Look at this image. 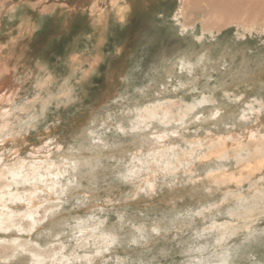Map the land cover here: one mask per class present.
<instances>
[{
	"label": "rangeland",
	"instance_id": "374dc122",
	"mask_svg": "<svg viewBox=\"0 0 264 264\" xmlns=\"http://www.w3.org/2000/svg\"><path fill=\"white\" fill-rule=\"evenodd\" d=\"M3 66L14 74L5 88H12L13 98L0 106V114L11 108V116L0 115L11 127L0 131V170L39 164L42 180L65 173L68 178L72 164L57 156L91 143L90 137L110 146L96 148L97 189L86 188L90 176H77L81 185L68 198L48 187L36 190L31 209L39 224L17 219L26 223L24 231L29 225L20 242L22 259L56 254L61 240L41 245L28 239L31 230L43 234L56 218L70 221L66 258L76 264H187L180 252L187 240L201 250L189 264H264V165H242L239 184L240 168L233 162L226 176L217 171L212 178L206 172L217 166L213 151L187 145L208 131L216 140L227 135L229 144L245 143L254 129L264 131V0H0ZM146 106L157 111L156 122L140 118ZM125 110L130 117L117 122ZM186 115L195 119L187 123ZM155 128L165 138L142 146L143 133L150 137ZM87 151L81 156L95 162V151ZM154 151L166 155L167 163ZM15 183L11 189H21ZM256 193L263 195L260 201H253ZM224 222L230 228L221 237ZM107 228L121 235L110 248L98 233ZM145 233L156 240L147 247L138 242ZM90 245L96 252L86 255ZM8 250L0 264H16L19 250ZM223 251L228 260L221 263Z\"/></svg>",
	"mask_w": 264,
	"mask_h": 264
},
{
	"label": "bare ground",
	"instance_id": "6f19581e",
	"mask_svg": "<svg viewBox=\"0 0 264 264\" xmlns=\"http://www.w3.org/2000/svg\"><path fill=\"white\" fill-rule=\"evenodd\" d=\"M13 6V5H12ZM9 8V7H8ZM14 8V7H13ZM13 10V9H12ZM13 11H11L12 13ZM25 15V14H24ZM7 67V66H6ZM6 67H2L0 68V106H2L3 103H5L4 101H6V99L9 97H11V87L8 88L6 91L5 88H7V83L8 81L11 79V77H13L12 75L14 74L10 67L9 69H7ZM170 72V71H169ZM13 73V74H12ZM169 74V73H168ZM190 78V77H189ZM45 80V79H44ZM12 86V85H11ZM13 97H11L12 99ZM10 100V99H9ZM37 101V100H36ZM8 104V103H7ZM5 105V104H4ZM13 105V104H12ZM9 106V105H8ZM11 107V106H9ZM15 107V106H14ZM14 107H12L14 109ZM1 108V107H0ZM218 109H221L219 107H217ZM11 109V108H10ZM10 109H5L4 108V113L5 114H9L10 113ZM190 109V108H189ZM201 109V108H200ZM145 111H142V113L140 114V118L142 119L143 118V121H154L156 122L158 119L157 117V111L153 108L150 109V107L148 108L147 106L145 107V109H143ZM216 110V109H215ZM1 112H2V109H1ZM13 112V111H12ZM208 112V111H207ZM214 112V111H213ZM217 112V111H216ZM3 113V112H2ZM1 113V114H2ZM3 113V114H4ZM246 112L243 113V115H245ZM0 114V115H1ZM2 114V115H3ZM26 114V113H25ZM242 114V113H241ZM131 113L129 111H124L123 113H121V115L117 116L116 117V120L117 122H123L124 120L128 119V117H130ZM239 115V114H238ZM5 116V115H4ZM10 116H11V113H10ZM198 116V115H197ZM196 116V117H197ZM212 117V116H211ZM245 117V116H244ZM252 117V116H251ZM2 118V116H0V119ZM241 118V117H240ZM10 119V118H9ZM189 119H195V117H187L186 115V119L185 121L188 123ZM198 120V119H197ZM209 120V119H208ZM10 121V120H9ZM161 121V120H160ZM167 121H170L167 119ZM174 121V120H173ZM172 121V122H173ZM196 121V120H195ZM213 121V120H212ZM176 122V120L174 121ZM141 123V122H139ZM153 123V122H152ZM219 123V122H218ZM245 123V122H244ZM161 124V123H160ZM181 124V123H180ZM220 124V123H219ZM147 125H150L149 123ZM153 125V124H152ZM165 125V124H164ZM87 126V125H86ZM189 126V125H188ZM215 127V123L214 125H212ZM217 126V125H216ZM106 127V126H105ZM147 127V126H146ZM154 127V126H153ZM157 128H155V130H153L152 132V135L150 137L147 136L146 133H143L144 136H143V139H142V142H141V145H145V147L149 148L150 145L156 143V138L160 137L161 138H165V136L163 135H157L155 134V132L157 131L156 130ZM171 129V128H169ZM172 129H174V127H172ZM211 129V128H210ZM254 129V128H253ZM11 131V127L9 126L8 124V121H4V122H1L0 121V131ZM94 130V129H93ZM13 131V130H12ZM146 131V130H145ZM150 131V130H149ZM160 131V130H159ZM174 131V130H173ZM172 131V132H173ZM201 131V130H200ZM199 131V132H200ZM164 132H168L167 130H164ZM170 132V131H169ZM161 133V132H160ZM212 133V131H208V132H205L204 135L202 136H199V137H196L194 140L192 139L187 145L188 146H192L194 149L196 148V150H204V148H209L210 149V152L213 151V157L216 159V167H213L215 164H210L209 165V170H207L206 174L212 178L215 177V172H221L223 175L226 176V174L228 173V167L232 165V162L234 163L233 166H235L236 168L239 166V170H240V173H239V176H238V179H237V182L238 184L240 183V180L242 179V176H243V173L242 172H245L246 171V167L245 166H242V165H245L246 162L248 161H251V160H255L257 164L255 165H258V166H263L264 165V131L263 132H259L257 133L256 130H252V132L250 133V135H248V137L246 138V142L245 143H242V142H239L237 140L234 141V143H231L229 144L228 143V137L227 135H223V134H217V140L218 142H216V138H210L209 135ZM94 134V133H93ZM93 134H89V136H94ZM167 135V134H166ZM175 135V134H174ZM245 135V134H244ZM243 135V136H244ZM96 136V135H95ZM242 136V137H243ZM2 137V136H0ZM168 137V136H167ZM209 137V138H208ZM238 137V136H237ZM88 138V137H87ZM85 137V139H87ZM174 138V137H173ZM178 138V137H177ZM175 138V139H177ZM186 138V137H185ZM233 138V137H232ZM83 139V140H85ZM88 139H91V143H84V142H81V143H78L76 145V147L74 146V149H70V153H64L63 151V156H57L61 159H66L68 161H70V165L72 164V166H69V170H68V178L67 176L64 177V175L66 174H54V173H51L53 176L56 175V177H54V179L52 180H48L47 178H44L42 180L41 177H43L41 171L40 170V166L39 164L37 165H30V166H34V168H31L30 170H27L25 171L24 169V166H25V163L23 164L24 166H21V167H16V169H13L12 167L11 168H6V169H1L0 170V231H7L9 230L11 227L13 231L11 234L9 233H6L5 236H0V257L2 259V256H1V252H4L5 250H8L10 249L12 252L15 251L16 249L19 250L22 245H21V240L24 239L25 237L22 238V236L24 235V232L26 231V229L29 227L26 226V229L24 231V228H25V225L26 223H23V224H20L19 222H17V219L20 218V219H24V218H29L31 220H33L34 224L33 225H37L39 224L38 222V218L36 216V211H33L31 208V200L34 199V196L37 195L36 194V190L37 189H42L44 187H48L49 190L51 192H53L54 194L56 195H60L61 197L63 195H66V197L68 198V195L71 193V191L77 189L76 187H79L81 185L80 183V180L77 179V176H80V177H87V176H90V178L92 179L91 181H89V185L86 187L87 189L89 190H95L99 187L98 185V179L101 178V176L99 175L98 173V167L101 165V163L98 162L97 160V150H99L100 146H105V147H110L109 146V142H107L106 140H104L103 138H101L100 136H97V137H90ZM171 139V138H170ZM180 139V138H179ZM207 139V141L205 142H202L203 140ZM159 141V140H158ZM161 141V140H160ZM134 143V141H132ZM136 142V140H135ZM168 142V141H167ZM216 142V143H215ZM117 143V142H116ZM172 143V142H171ZM185 143V142H184ZM183 143V144H184ZM193 143V144H191ZM85 145H87V147H85ZM163 145V144H162ZM170 145V143H169ZM195 145V146H194ZM157 146V145H155ZM166 146V145H165ZM144 147V148H145ZM176 147V145L174 143L171 144V149L173 150L174 148ZM183 147V146H182ZM86 148V150H91V151H95L96 148H98L95 153L93 154L94 155V159H95V162L93 160V158H89L87 156H81L82 154L80 153H83L81 152V150H84ZM143 148V150H145ZM188 148V147H187ZM154 149V148H153ZM186 149V148H185ZM169 150V149H168ZM192 150V149H191ZM87 151V152H88ZM186 151V150H185ZM86 152V153H87ZM152 152V151H151ZM245 152V154H244ZM173 153V151H172ZM176 154V152H175ZM189 154V153H188ZM59 155V154H58ZM129 155V154H128ZM197 155V154H196ZM153 157H155L156 159H160V160H164L167 158L166 155H159V153H156L154 151ZM199 156V155H198ZM204 153L201 157H204ZM169 157H174L173 154H170ZM181 157V156H180ZM193 157V156H192ZM200 157V156H199ZM50 158V157H48ZM121 158V157H120ZM124 158V157H123ZM209 158V156H208ZM42 160V159H41ZM40 160V161H41ZM56 161L59 160V159H55ZM59 160V161H60ZM93 160V162H92ZM44 161V160H43ZM42 162V161H41ZM64 162V161H63ZM143 163V161H141ZM165 162V160H164ZM120 163V162H119ZM118 163V164H119ZM167 163V162H165ZM30 164V163H28ZM68 164V163H67ZM203 164V163H202ZM248 164V163H247ZM246 164V165H247ZM253 164V163H252ZM59 165V164H58ZM68 166V165H67ZM111 166V165H110ZM166 166V165H165ZM193 166V165H192ZM171 167V166H170ZM208 167V166H207ZM234 167V168H235ZM248 167H251V166H248ZM26 168V167H25ZM58 168V167H57ZM173 168V167H172ZM175 168V167H174ZM204 168V166H203ZM215 168V169H213ZM245 169V171H244ZM250 169V168H249ZM254 169V168H253ZM257 169V168H255ZM260 169V168H259ZM44 170V169H43ZM112 170V169H111ZM165 170V169H164ZM202 170V169H201ZM200 170V171H201ZM252 169H250L251 171ZM46 171V170H45ZM89 171V172H88ZM120 171V170H119ZM166 171V170H165ZM170 171V169H169ZM203 171V170H202ZM236 171V169H235ZM248 171V170H247ZM249 171V172H250ZM258 171V170H257ZM36 172H39V173H36ZM123 172V171H122ZM132 172V171H131ZM173 172V171H171ZM180 172V171H179ZM187 172V171H186ZM195 172V171H194ZM234 172V170H233ZM44 175L48 174V173H45L43 172ZM156 173V172H155ZM164 173V172H163ZM200 173V172H199ZM247 173V172H246ZM255 173V172H254ZM253 173V174H254ZM39 174V178H37V175ZM77 174V175H75ZM108 174V173H107ZM106 174V175H107ZM261 174V173H260ZM182 175V174H181ZM247 175V174H246ZM252 175V174H251ZM250 175V176H251ZM191 176V175H190ZM203 176V175H202ZM231 176V175H230ZM46 177V176H45ZM192 177V176H191ZM194 177V176H193ZM220 176H218L219 178ZM235 177V176H234ZM244 177V176H243ZM262 177V176H261ZM187 178V177H186ZM196 178V177H194ZM29 179L31 180H34L35 181V185H30L29 183ZM85 179V178H84ZM199 179V178H197ZM229 179V177H228ZM233 179V178H232ZM220 180V179H219ZM259 180V179H258ZM261 180V178H260ZM24 181H27L30 186H27V184H24L22 182ZM189 181H191L189 179ZM228 180H226L227 182ZM236 181V180H235ZM251 181V180H250ZM16 182V186H21V189H18L14 187V190L11 189V186L12 184ZM82 182V180H81ZM230 182V181H228ZM237 182H234V183H237ZM253 182V181H252ZM229 184V183H228ZM233 184V183H232ZM231 184V185H232ZM244 185V184H243ZM180 186V185H179ZM239 186V185H238ZM237 186V187H238ZM84 187V186H82ZM140 187V186H139ZM230 189V188H229ZM235 189V188H234ZM223 190V189H222ZM225 190V189H224ZM224 192V191H223ZM226 192V190H225ZM241 192V190H240ZM229 193V191H228ZM232 194V193H231ZM226 195L227 192H226ZM260 195L261 193H256L255 196L253 197V201H260ZM60 196H58L60 198ZM89 196H92L89 194ZM263 195H261L262 197ZM72 197V196H70ZM173 197V196H172ZM44 198V197H43ZM42 198V199H43ZM171 198V197H170ZM242 199L244 201H246V196H243ZM40 200V199H39ZM239 200V199H238ZM223 201V200H222ZM221 201V202H222ZM226 201V200H225ZM51 202V201H50ZM49 203V202H48ZM52 206V205H51ZM234 207V206H233ZM255 207V206H254ZM52 208V207H51ZM50 208V210H51ZM35 209V208H34ZM229 209V208H228ZM49 210V211H50ZM260 211L262 209H259ZM35 212V213H34ZM59 212V211H58ZM229 212V211H228ZM245 213V210L243 211ZM250 212V211H249ZM255 212V211H254ZM55 213V212H54ZM248 213V212H247ZM52 215H54L53 213H51ZM170 214V213H169ZM226 214V213H225ZM220 215V214H219ZM230 215V214H228ZM251 215V213H250ZM172 216V215H171ZM177 216V215H176ZM227 217V216H226ZM244 217V215H243ZM254 217V216H253ZM42 218L41 220H43V217H40ZM239 218V217H238ZM46 219V218H45ZM49 220V219H48ZM46 221V220H45ZM234 221V220H233ZM30 222V221H29ZM51 222V223H50ZM50 222H49V226L47 227V231L43 234H38V233H35L34 230H31V236L29 239V241L31 240H38L40 239L41 241H39V243L41 245H45V244H50L51 242H55V241H60V245L59 247L64 249L63 251L58 247V250L56 251V254L54 255H51L49 256V259L47 260H31V259H28L29 257H27V259H22V253L19 252L15 255V257H13V261H16V264H42V263H46V264H72L74 263V261H76L74 258H70L69 260H67L66 258V255H67V252L66 250L68 248H70V246L72 245L71 243H68L65 241V237H64V234H68L67 230H65V228H69L70 227V221L68 219L64 220V221H60L59 219H50ZM193 222V221H191ZM219 222V221H218ZM226 222H227V219H226ZM226 222L222 223L220 226H218L217 228H220L221 229V237H224V235L227 234L229 228H230V225L227 224ZM32 223V222H31ZM48 223V222H47ZM216 223V222H215ZM30 224V223H29ZM105 224V223H104ZM103 225V224H102ZM165 225V224H164ZM24 227V228H23ZM45 227V226H44ZM43 227V228H44ZM158 227V226H157ZM59 228V229H58ZM98 228H100L98 226ZM159 228H162L164 229L163 227V224L161 223ZM168 228V227H166ZM31 229V227H30ZM34 229V228H32ZM101 229V228H100ZM162 229H159V231H157V234L160 235L162 233ZM194 229V228H193ZM36 230V229H35ZM40 230V229H39ZM106 230V229H105ZM132 230V229H130ZM155 230V229H154ZM10 231V230H9ZM129 231V230H128ZM134 231V230H133ZM37 232V231H36ZM182 232V231H181ZM191 232V231H190ZM1 233V232H0ZM98 233L101 235V238L102 240H105V244H104V247L106 248H110L111 246V243H115V240H120L119 237L121 235L117 234V233H113L112 230H107L106 231H103V230H100V232L98 231ZM142 233V232H141ZM33 234V235H32ZM97 234V233H96ZM143 234V233H142ZM150 234V233H149ZM180 235V234H179ZM36 237V238H35ZM69 237V236H68ZM93 237V236H91ZM172 237V236H171ZM38 238V239H37ZM117 238V239H116ZM137 238V237H136ZM135 238V239H136ZM252 238V237H251ZM92 239V238H91ZM89 239V240H91ZM76 240V239H74ZM93 240H94V237H93ZM138 240V238H137ZM207 240V239H206ZM209 240V239H208ZM216 240V239H215ZM27 241V239H26ZM77 241V240H76ZM154 241H156L155 239H151V237H149L146 233L144 234V239H139L138 242L142 245H144L145 247H147L149 245V243H154ZM205 241V240H204ZM218 242L221 241V238L219 237L218 240H216ZM226 241V240H225ZM17 243V244H9V243ZM28 242V241H27ZM36 242V241H34ZM33 242V243H34ZM73 242V241H72ZM200 242V241H199ZM207 242V241H205ZM214 242V240H213ZM3 243H6V244H3ZM62 243V244H61ZM204 243V242H203ZM224 243V242H223ZM37 244V243H35ZM123 242L122 241H119V245H122ZM176 244V243H175ZM186 244H187V247H185L184 243H183V247L180 249V252H184L186 253V255L188 256L187 257V264H189V262L192 263V261H194L195 259L196 260H199V255L198 253L201 251L198 249V247H194L193 246V243L191 242V240H187L186 241ZM40 245V246H41ZM52 245V244H51ZM97 245V244H96ZM117 245V244H116ZM153 245V244H152ZM195 245V244H194ZM9 246V247H8ZM88 246V245H87ZM103 246V245H102ZM101 246V247H102ZM172 246V245H171ZM237 246V245H236ZM104 247H102L101 249H103ZM116 247V246H115ZM132 247V246H131ZM223 247V246H222ZM93 248H96L94 245L93 246H89L88 247V250L87 252L85 253L87 255V253L91 254V252H96V249H93ZM221 248V247H220ZM230 248V247H229ZM244 248V247H243ZM86 249V248H85ZM203 249V248H202ZM205 249V247H204ZM231 249V248H230ZM233 249V248H232ZM16 250V251H17ZM99 250V249H98ZM137 250V249H136ZM217 250V249H216ZM220 250V249H219ZM242 250V249H241ZM9 251V250H8ZM100 251V250H99ZM104 250H102L103 252ZM204 251V250H203ZM23 252V251H22ZM45 252V251H44ZM101 252V253H102ZM242 252V251H241ZM219 254L220 252H216V254ZM235 253V252H234ZM49 254V253H48ZM137 254V253H136ZM207 254V253H206ZM210 254V253H209ZM227 251H223L222 253H220V257H219V262L223 263L225 261L228 260L227 258ZM231 254V252L229 253ZM46 255V254H45ZM213 255V254H212ZM243 255V254H242ZM241 255V256H242ZM7 256V255H6ZM10 256V254H9ZM208 256V255H207ZM216 256V255H215ZM213 255V257H215ZM121 257V256H120ZM206 257V256H205ZM204 257V258H205ZM233 257V256H232ZM10 258V257H9ZM35 258V257H34ZM39 258H41V256H39ZM44 257H42L43 259ZM216 258V257H215ZM214 258V259H215ZM203 259V258H201ZM239 259V258H238ZM241 259V258H240ZM211 260V259H210ZM8 261V260H7ZM205 261V260H203ZM203 261H198L199 263H202ZM211 262V261H210ZM209 261L206 263H210ZM194 263V262H193ZM197 264V261L195 262ZM76 264V263H74ZM119 264V263H118ZM215 264V263H214Z\"/></svg>",
	"mask_w": 264,
	"mask_h": 264
}]
</instances>
